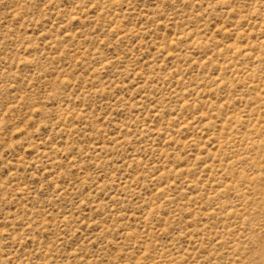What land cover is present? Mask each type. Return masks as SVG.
Instances as JSON below:
<instances>
[{
    "label": "rangeland",
    "instance_id": "obj_1",
    "mask_svg": "<svg viewBox=\"0 0 264 264\" xmlns=\"http://www.w3.org/2000/svg\"><path fill=\"white\" fill-rule=\"evenodd\" d=\"M0 264H264V0H0Z\"/></svg>",
    "mask_w": 264,
    "mask_h": 264
}]
</instances>
